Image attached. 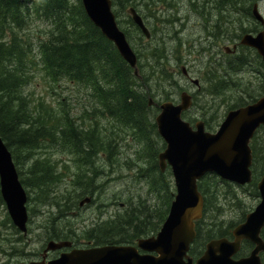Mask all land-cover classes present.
Returning <instances> with one entry per match:
<instances>
[{"label":"rangeland","instance_id":"obj_1","mask_svg":"<svg viewBox=\"0 0 264 264\" xmlns=\"http://www.w3.org/2000/svg\"><path fill=\"white\" fill-rule=\"evenodd\" d=\"M168 1H170V4ZM72 2L77 3L78 0H72ZM195 3L196 5L198 4L197 7ZM151 4H154V6ZM168 4L170 6L175 5L177 9L175 7L174 9L173 6L169 7ZM200 6H203L202 0H146V2L137 0L136 8L145 18L153 35L150 41L146 39L142 41L141 35L130 24L128 10L134 6L128 5L124 11L119 10L118 21L123 24L122 28L131 32V44L137 51L146 52L147 48L151 51L156 48H166L168 61L163 63L166 65L165 73L168 77L165 76V73H161L164 68L163 65H160L162 63L154 62V65L159 68V72L152 67V61L151 63L147 60L142 61L143 64L145 63L144 74L149 78L148 86L145 89H149L154 100L163 102L164 99L166 100L169 97L171 101L178 104L180 103L182 90L186 89L187 92L194 96L195 107L184 119L194 126L198 120L208 121L215 114L216 118L212 123L213 129L209 130L207 128L208 131L214 132L219 129L227 115L228 106L236 104L235 99L246 98L248 94L258 99L264 96V69H260L257 64V58L239 52L242 60H245L247 65L238 72L233 71L230 63L237 60L229 57L225 49L227 47L233 49L234 44L240 40L239 36L244 35L245 32L240 30L238 22L229 24L236 21L230 14L226 16L228 22L225 21V18L218 16V11L211 9L215 7L213 5H205L206 9H210V15L207 13V16L202 17ZM181 10L182 12H180ZM197 10L199 12L196 13L195 11ZM261 10L264 15V3ZM155 11L157 12L155 13ZM191 14L195 17H192ZM242 16L244 23H241V25L247 29L253 23L246 20V14L243 13ZM225 23L227 27H225ZM215 25L227 32L226 35L218 39L213 37L211 34H217L214 28ZM49 27L51 26L34 16L33 20L22 31L29 39L32 38V45H34L32 49L36 59H38L36 57L37 40L47 36L46 34L50 32ZM3 37L7 39V34L5 33ZM3 37L0 34V40ZM180 40L184 47L180 46ZM218 65L220 68L217 67ZM184 67L189 72L190 78L199 82L200 87H197L189 78L184 76L182 72ZM170 74L174 75V79L171 81L169 80ZM30 76L33 78L25 91L32 104L36 106L35 110L38 114L45 117L47 114L59 117L68 113L70 119L74 120L77 126L95 129L103 137V141L108 142L111 138H115V142L118 143L116 144V158H110L107 153L106 155L109 160L116 159L117 181L109 184L101 181L99 184L105 183V187L102 188L97 186L89 175L86 178V165L106 163L104 155L100 157L94 155L86 156V158L83 156L82 158L71 151L72 147L61 148L56 144H44L42 149L34 153L31 160L26 162V165L19 167V171L24 172L26 178L27 170L32 162L49 159L57 168L59 182L50 189L51 198L47 196L49 198L48 201L47 198L38 197L36 189L26 188L29 196L27 206L30 215L28 234L26 236L21 233L17 234V231L12 226L13 224L10 225L8 221L9 214L6 205L0 203V248L8 250L10 247H14L16 252L18 250L22 251L19 261L23 263L41 261L47 244L54 240H49V237L55 231L54 228H51V221L55 216L63 218L59 222L54 223L55 229L66 232L69 235L72 233L74 236H80L76 244L82 246H76V248H83L85 245L81 233H83V230H89L96 222L126 214V211L131 212L138 209L137 212L140 213L145 212L149 208L151 210L166 209L169 198L165 195V191L160 193L159 189H153V183L154 181H162L167 186H171L173 197L170 202H172L177 192L172 171L170 169L167 170L163 178L162 174L154 169V151H150L149 148L145 150V146L134 139L132 133L120 131V127L115 122L100 117L102 106L100 100L93 96L94 91L92 88L74 84L68 80L54 82L42 72L41 65L36 70H32ZM224 77L225 81L227 80V85L231 86V88H228L222 95H218L215 92L211 94L213 87L215 88L219 84L217 78L223 80ZM41 104L45 107L40 108ZM153 113L157 114L156 109H154ZM261 136L264 140V133L260 134ZM154 144V149L159 151V156L166 149L165 142L160 137V139L156 138V141L154 140ZM261 170L264 172V166L261 167ZM263 176L255 184H253V180L250 185L245 187L225 182L216 176L219 181L216 189L218 196L217 207H220L221 210H214L213 217L209 216L206 222L209 225L213 223L220 224L222 221H225L226 225L230 222L238 223L245 219L248 214L254 212L261 202L257 184ZM89 181H91V184L95 183V187L98 190L96 202L79 209L80 202L92 191ZM227 184L231 185V187H228ZM45 200L47 202L43 203ZM56 202L61 203L62 206L64 202H68L70 204L66 208L73 210L71 212L68 210L67 215L59 213L60 210H63V207L59 208L56 206ZM162 226L163 223L160 225L158 232ZM20 237H22L21 241H17ZM60 253H49L47 260L56 259ZM1 259L2 257L0 256Z\"/></svg>","mask_w":264,"mask_h":264},{"label":"trees","instance_id":"obj_2","mask_svg":"<svg viewBox=\"0 0 264 264\" xmlns=\"http://www.w3.org/2000/svg\"><path fill=\"white\" fill-rule=\"evenodd\" d=\"M135 1L137 3V0H113L117 20L119 10L124 11L128 5L136 8ZM255 1L205 0L203 6H201L202 9L201 7L199 9L202 15L204 13L210 14V9L207 8V10L205 5L215 4V7H217H212V10L216 9L219 16L225 18L226 22H228L226 16L231 14L230 16L236 21L229 24L238 22L240 30L246 32V29L241 25V23H244L242 15L243 13L246 14V19H248L251 4ZM34 16L51 26L49 27L50 32L46 34L47 36L37 40L36 57L38 59L33 54L32 38L29 39L22 32ZM130 23L141 35V40L144 41V36L131 19ZM118 24L131 42V32L122 28L121 21H118ZM214 28L217 30L215 31L217 34L212 35L216 39L226 35L225 31L221 30L219 26L215 25ZM0 32L1 37L5 33L7 34V39L3 37L0 40V137L8 145L7 147L13 155L18 171L19 167L26 165L33 154L42 149L46 143L56 144L61 148L72 147L71 151L82 158L88 155L93 156L96 153V144H98L96 139L90 138L92 135H95L96 138L97 131L93 128L86 129L77 126L74 120L70 119L68 113L59 117L47 114L45 117L36 112V106L28 98L25 89L33 78L30 76V72L36 70L39 65H41L42 72L54 82L68 80L74 84L92 88L94 91L93 96L100 100L102 106L100 117L115 122L120 127V131L132 133L134 139L145 146V150L149 148L150 151H154V169L158 170L157 156L159 151L154 149V140L156 141V138L160 139V136L157 133L155 115L148 106L151 93L145 89L148 86L149 78L144 74L145 63L143 64L142 61L147 60L150 63L152 61V67L157 71H159V68L154 65V62L162 63L160 65H163L164 68L161 73H165L166 65L163 62L168 61L165 47L162 49L156 48L152 51L146 49V52H138L135 49L140 60L139 68L141 69V79L136 78L133 70L121 58L114 44L107 40L89 20L80 0L77 3L72 2V0H0ZM180 44L181 47H184L183 43ZM255 57L258 60L259 67L264 69V63L260 58ZM238 58L241 60L230 63L232 70L236 72L246 65L241 56ZM165 76L168 77L166 73ZM169 78L170 81L173 80L174 75L170 74ZM217 79L219 84L212 90L211 94L215 92L219 95L220 92L221 94L225 93L228 88H231L227 85L225 77L223 80ZM257 99L250 94L246 98L235 99L236 104L229 105L227 112L252 104ZM44 107L43 104L40 105V108ZM215 118L216 115L213 114L208 121L206 120V126L209 130L213 129L212 123ZM263 133L264 129L259 130L251 145L254 155L253 184L264 175L261 170V167L264 166V140L262 136L260 137V134ZM114 142L115 138H111L108 142L100 139V143L105 147L116 145ZM150 157L152 156L150 155ZM19 175L23 186L36 189L40 198H47V196L51 198L50 189L59 182L57 168L49 159L32 162L27 170L26 178L24 172L19 171ZM218 185V178L212 175L206 176L199 182V190L205 198V210L203 219L197 223L198 237L193 251L196 249L202 252L201 249L210 240L224 237L231 238L233 229L245 220L243 219L238 223L230 222L228 225L225 221L220 224L213 223L212 225L206 222L209 216L213 217L214 210H221L220 207H217L216 189ZM227 186L231 187L229 184ZM153 189H159L160 193L166 192L165 195L169 198L166 209L151 210L149 208L140 213L137 212L138 209L137 211H126V214L117 216V222L106 224L107 228L112 229V236H103L101 232H98L94 237H89L91 232H95V230L106 232L107 228L103 226L86 231V238L93 239L99 245H105L109 240L120 245L133 244L140 238L156 235L160 225L167 218L171 204L170 200L173 196L171 186H167L162 181L153 183ZM49 198H47V201ZM47 201L45 200L43 203ZM0 203L3 204L1 194ZM69 204L64 202L62 206L61 203L56 202V206L63 207V210H60L59 213L67 215L69 209L66 207ZM72 210L70 209L69 212ZM60 219L63 218L55 216L51 221V228H54L55 231L51 234L49 240L71 239L68 233L55 229L54 223L59 222ZM8 221L12 225L9 217ZM13 228L15 229L14 226ZM15 230L18 234L19 231ZM262 236L264 238V231ZM21 239L22 237L17 241H21ZM252 249L253 244L245 242L238 256L245 257Z\"/></svg>","mask_w":264,"mask_h":264},{"label":"water","instance_id":"obj_3","mask_svg":"<svg viewBox=\"0 0 264 264\" xmlns=\"http://www.w3.org/2000/svg\"><path fill=\"white\" fill-rule=\"evenodd\" d=\"M81 1L89 20L115 45L122 59L140 78L137 54L118 25L113 0ZM129 14L149 40L151 32L142 16L135 8H131ZM253 16L264 25V16L257 5L253 8ZM240 44L255 49L264 62V31L257 36L244 35ZM226 51L231 53L230 48ZM195 83L198 84L197 81ZM153 103L150 99V106ZM192 106V97L183 93L178 105L173 102L162 103L161 112L156 118L158 133L166 143L165 151L159 155L160 169L165 172L168 166L171 168L177 189L168 218L156 237L140 239L137 247L73 249L47 261L48 253L70 249L73 245L67 241H51L42 261L26 264H263L261 254L264 253V239L261 234L264 229V176L257 185L261 202L254 212L247 215L245 222L234 229V239L211 241L196 263L189 252L197 236L196 221L202 219L204 213V197L198 182L209 174L238 186L249 185L253 180L251 142L257 131L264 128V96L253 104L228 112L215 133L208 132L203 121L197 122L194 128L183 119V113ZM0 193L14 226L26 236L30 219L28 194L21 183L13 155L1 137ZM90 202L91 199L86 198L81 206ZM245 241L252 243L255 248L248 257L237 260L235 257ZM140 250L147 254L141 255Z\"/></svg>","mask_w":264,"mask_h":264},{"label":"flooded vegetation","instance_id":"obj_4","mask_svg":"<svg viewBox=\"0 0 264 264\" xmlns=\"http://www.w3.org/2000/svg\"><path fill=\"white\" fill-rule=\"evenodd\" d=\"M264 3V0H257L254 2L253 4V7L255 5H258L259 6V9L260 11L262 12L261 8H262V4ZM252 7V9H253ZM253 11V10H252ZM248 22H252L253 24L248 27L246 30H247V33L246 34H252L254 36L258 35L259 33L263 32L264 31V25L259 23L253 16V13L250 12L248 14ZM234 46H237V52L238 50L241 49V47L239 45L234 44ZM244 48V50L246 52H251L253 53L255 56H257V51L255 49H252V48H249V47H242ZM184 75L186 78H189V75L188 73H186L184 71ZM191 80V79H190ZM197 87H199V84H196ZM186 91V89L184 90ZM158 106L155 104L154 107H152L153 109L157 108ZM188 114V112H187ZM114 144H117V142H114ZM106 148V151L104 150ZM103 149V151H102ZM100 150H96V153L93 154L94 156H101V155H104L106 157V163H103V164H90V165H86V178H87V175H89L91 177V179L97 184V186H101L102 188L105 187V183L106 184H109V183H112L114 181H117V164L115 163L116 162V159L115 160H109L108 159V156L106 155V153L108 155H113L110 156V157H115L116 158V151H117V145H114V146H109V147H104ZM101 151V152H100ZM98 152V153H97ZM99 165H102V166H99ZM112 165V166H111ZM114 168V169H113ZM83 177V175H82ZM101 181H104L102 184H99ZM165 181V180H164ZM89 183L91 184V181H89ZM94 183V184H95ZM92 184L94 187L95 185ZM97 188L95 187L90 194L87 195L86 198H90L91 199V202L88 203V204H85L83 207L87 206V205H92L96 202V198H97ZM92 194V195H91ZM84 198V200L86 199ZM83 200V201H84ZM80 208H83L81 206V202H80ZM111 222H117V216L115 218H110V219H107V220H103V221H100V222H96V224L94 226H92L91 228H89V230L93 229V228H99V227H103V226H107L106 224H112ZM107 228V227H106ZM89 230H83V233H81L82 235V240H84V247L82 248H76V246H82V245H77L76 243H78V240L80 238V236H74L72 233H71V239L70 241L72 242V246L73 248L72 249H90V248H98V247H105V246H120V245H117V244H114V241H108L107 244L105 245H99L97 244L93 239H91L92 237H94L98 232H101L103 236L105 235H108V237L112 236L111 234H113L112 232V229L110 227H108L106 229V232L104 231H100V230H95V232H91L90 236L91 238H86V234L85 232L86 231H89ZM112 244H111V243ZM133 246H136L137 244L136 243H133L132 244ZM17 254V255H16ZM21 254H22V251L18 250V252H16V250L13 248H9L8 250L6 249H3V248H0V256L2 257V259L0 260V264H20V263H23V262H20L19 261V258L21 257ZM140 254L141 255H144L145 253L143 251H140ZM196 255L197 257L201 256V254H199V251L196 252Z\"/></svg>","mask_w":264,"mask_h":264},{"label":"bare ground","instance_id":"obj_5","mask_svg":"<svg viewBox=\"0 0 264 264\" xmlns=\"http://www.w3.org/2000/svg\"><path fill=\"white\" fill-rule=\"evenodd\" d=\"M133 1H134V0H133ZM144 1L146 2V0H144ZM147 1H148V0H147ZM171 1H172V0H171ZM175 1H177V0H175ZM178 1H179V0H178ZM192 1H193V0H192ZM204 1H205V0H204ZM204 1H203V2H204ZM131 2H132V1H131ZM151 2H152V1H151ZM158 2H160V1H158ZM169 2H170V1H168V3H169ZM177 3H178V2H177ZM180 3H181V2H180ZM182 3H183V2H182ZM196 3H197V2H196ZM196 3H195V5H196ZM198 3H199V2H198ZM169 4H170V3H169ZM169 4H168V5H169ZM174 4H175V2H174ZM203 4H204V3H203ZM121 5H122V4H121ZM151 5H152V4H151ZM175 5H176V4H175ZM175 5H174V6L171 5V6H173V8H174ZM181 5H182V4H181ZM184 5H185V4H184ZM188 5H189V4H188ZM200 5H202V4H200ZM209 5H210V4H209ZM146 6H147V5H146ZM146 6H145V7H146ZM152 6H154V4H153ZM152 6H151V7H152ZM171 6L169 5V7H171ZM185 6H187V5H185ZM197 6H198V4L196 5V7H197ZM207 6H208V5H207ZM213 6H215V4H214ZM162 7H163V6H162ZM194 7H195V6H194ZM200 7H201V6H200ZM216 7H217V6H216ZM175 8H176V7H175ZM175 8H174V9H175ZM185 8H187V7H185ZM185 8H184V9H185ZM213 8H214V7H213ZM164 9H165V8H164ZM170 9H171V8H170ZM170 9H169V10H170ZM176 9H177V8H176ZM194 9H195V8H194ZM201 9H202V7H201ZM203 9H204V7H203ZM218 9H219V8H218ZM162 10H163V9H162ZM167 10H168V9H167ZM207 10H208V9H207ZM184 11H186V10H184ZM188 11H189V9H188ZM202 11H203V10H202ZM213 11H214V9H213ZM156 12H157V11H155V13H156ZM180 12H182V10H181ZM195 12L197 13V12H199V11L197 10V11H195ZM206 12H208V11H206ZM209 12H210V11H209ZM230 12H231V9H230ZM243 12H244V11H243ZM243 12H242V13H243ZM151 13H152V12H151ZM167 13H168V12H167ZM185 13H187V12H185ZM203 13H204V12H203ZM214 13H215V12H214ZM228 13H229V12H228ZM231 13H232V12H231ZM238 13H239V12H238ZM183 14H184V13H183ZM208 14H209V13H208ZM216 14H217V13H216ZM218 14H219V13H218ZM232 14H233V13H232ZM239 14H240V13H239ZM187 15H188V14H187ZM191 15H192V17L194 16L193 14H191ZM209 15H210V14H209ZM214 15H215V14H214ZM230 15H231V14H230ZM152 16H153V15H152ZM164 16H165V15H164ZM173 16H174V14H173ZM181 16H182V15H181ZM203 16H204V17L207 16V13H204V14L202 15V17H203ZM212 16H213V15H212ZM216 16H217V15H216ZM218 16H219V15H218ZM154 17H155V16H154ZM194 17H195V16H194ZM197 17H198V16H197ZM202 17H201V18H202ZM190 18H191V17H190ZM201 18H200V19H201ZM214 18H215V17H214ZM168 19H169V18H168ZM173 19H174V18H173ZM175 19H176V18H175ZM204 19H205V18H204ZM215 19H217V18H215ZM215 19H214V20H215ZM157 20H158V19H157ZM161 20H162V19H161ZM177 20H178V19H177ZM187 20H188V19H187ZM187 20H186V21H187ZM206 20H207V19H206ZM206 20H205V21H206ZM212 20H213V19H212ZM155 21H156V20H155ZM165 21H167V20H165ZM170 21H171V20H170ZM173 21H174V20H173ZM201 21H202V19H201ZM163 22H164V21H163ZM190 22H191V21H190ZM215 22H216V21H215ZM215 22H214V23H215ZM167 23H169V22H167ZM172 23L174 24V22H172ZM212 23H213V22H212ZM130 24H131V23H130ZM210 24H211V23H210ZM217 25H218V24H217ZM225 27H226V26H225ZM209 28H210V26H209ZM211 28H212V26H211ZM223 28H224V27H223ZM204 29H205V28H204ZM217 29H218V28H217ZM211 30H213V29H211ZM215 31H217V30H215ZM136 32H137V30H136ZM207 33H208V32H207ZM222 33H223V32H222ZM225 33H227V32H225ZM225 33H224V34H225ZM208 34H209V33H208ZM219 34H220V33H219ZM211 35H212V34H211ZM227 35H228V34H227ZM212 36H213V35H212ZM174 37H175V36H174ZM217 37H218V36H217ZM222 37H223V36H222ZM222 37H221V38H222ZM224 37H225V36H224ZM212 38H213V37H212ZM139 41H140V40H139ZM180 41H181V40H180ZM212 41H214V40H212ZM219 41H220V40H219ZM140 42H141V41H140ZM180 43H181V42H180ZM178 45H179V44H178ZM177 48H178V47H177ZM147 49H148V48H147ZM147 51H148V50H147ZM155 51H156V50H155ZM180 51H181V49H180ZM138 52H139V51H138ZM158 52H159V50H158ZM176 52H177V51H176ZM165 54H166V56L168 55L166 52H165ZM181 55H182V53H181ZM156 56H157V55H156ZM180 57L182 58V56H180ZM212 62H213V61H212ZM216 62H217V61H216ZM219 62H220V61H219ZM180 63H181V62H180ZM182 64H183V63H182ZM177 65H178V64H177ZM178 66H179V65H178ZM184 66H185V65H184ZM217 67H219V65H218ZM219 68H220V67H219ZM183 69H186V68L184 67ZM183 69H182V70H183ZM227 69H228V68H227ZM223 70H224V69H223ZM29 72H30V71H29ZM221 72H223V71H221ZM30 73H31V72H30ZM230 73H231V72H230ZM238 76H239V75H238ZM31 77H32V76H31ZM146 77H147V76H146ZM209 79H210V78H209ZM212 79H213V78H212ZM143 80H144V79H143ZM174 81H175V80H174ZM210 82H211V81H210ZM176 83H177V82H176ZM173 84L176 85L174 82H173ZM213 85H214V84H213ZM210 86H211V85H210ZM214 86H215V85H214ZM179 88H180V87H179ZM211 88H212V87H211ZM218 88H219V87H218ZM220 88H221V87H220ZM213 89H214V87H213ZM147 91L150 92L149 89H147ZM220 94H221V92H220ZM221 95H222V94H221ZM168 98H169V97H168ZM39 125H40V124H39ZM149 132H150V131H149ZM150 134H151V132H150ZM96 135H97L96 138H95V135H92L90 138H93L94 140H95V139L97 140L98 144H96V147H97L96 150H100V149H102V148L105 147V145L103 146V145L100 143V139L103 141V137H101L100 134H96ZM90 138H89V139H90ZM149 140H150V139H149ZM100 144H101L102 146H101ZM148 145H149V144H148ZM7 146H8V145H7ZM96 147H95V148H96ZM149 147H152V146H149ZM95 148H93V149H95ZM104 150L106 151V148H105ZM102 151H103V149H102ZM100 152H101V151H100ZM97 153H98V152H97ZM112 155H113V154H112ZM112 155H109V157L112 156ZM88 156H89V155H88ZM85 158H86V157H85ZM110 158H111V157H110ZM42 159H43V158H42ZM111 166H112V165H111ZM113 169H114V168H113ZM94 185H95V184H94ZM90 188H91V190H93L95 187L91 184V185H90ZM78 208H79V207H78Z\"/></svg>","mask_w":264,"mask_h":264}]
</instances>
